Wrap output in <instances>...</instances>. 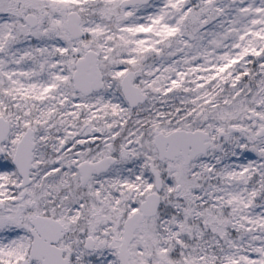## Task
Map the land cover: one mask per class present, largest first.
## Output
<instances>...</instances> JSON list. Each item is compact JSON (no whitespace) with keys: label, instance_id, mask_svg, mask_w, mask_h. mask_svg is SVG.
<instances>
[{"label":"snow or ice","instance_id":"1","mask_svg":"<svg viewBox=\"0 0 264 264\" xmlns=\"http://www.w3.org/2000/svg\"><path fill=\"white\" fill-rule=\"evenodd\" d=\"M0 264H264V0H0Z\"/></svg>","mask_w":264,"mask_h":264}]
</instances>
